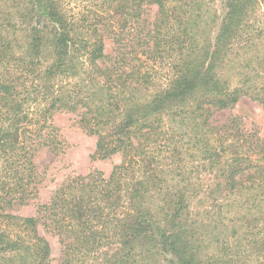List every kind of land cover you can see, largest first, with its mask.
Wrapping results in <instances>:
<instances>
[{
    "label": "trees",
    "instance_id": "1",
    "mask_svg": "<svg viewBox=\"0 0 264 264\" xmlns=\"http://www.w3.org/2000/svg\"><path fill=\"white\" fill-rule=\"evenodd\" d=\"M209 2L0 0V264H51L40 225L59 264H264V137L215 122L244 97L264 105V28L248 3ZM58 112L121 162L14 215L38 152L64 151Z\"/></svg>",
    "mask_w": 264,
    "mask_h": 264
},
{
    "label": "rangeland",
    "instance_id": "2",
    "mask_svg": "<svg viewBox=\"0 0 264 264\" xmlns=\"http://www.w3.org/2000/svg\"><path fill=\"white\" fill-rule=\"evenodd\" d=\"M212 11L222 15L225 7L224 0H208ZM245 5L246 14L251 18L249 22H256L257 28H264V0H240ZM155 9L150 11L151 18ZM218 15V16H219ZM161 68V69H160ZM157 83L165 88L170 82L173 73L170 66H162ZM229 117H238L247 129H255L264 137V105L244 97L233 108L216 113L215 122L223 123ZM54 125L59 129L61 139L64 141V151L56 155L48 148H43L34 158L35 173L40 174V181L36 182L37 192L27 199L24 204L16 205L10 212L21 217L38 216L40 207L47 204L57 188L69 178L76 175H87L94 170L103 172L108 177L116 164L121 162V156L114 154L107 158L95 156L97 137L87 134L77 123L73 113L58 112L53 118ZM2 162H0L1 164ZM207 179V178H206ZM87 210H85L86 214ZM83 214V213H82ZM42 216V214H40ZM40 232L51 243V264H59L63 247L58 236L49 233L40 225Z\"/></svg>",
    "mask_w": 264,
    "mask_h": 264
}]
</instances>
